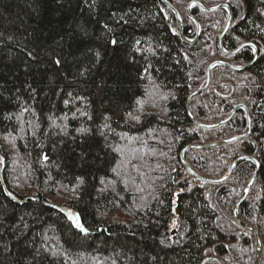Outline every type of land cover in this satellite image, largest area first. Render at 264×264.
Wrapping results in <instances>:
<instances>
[{
    "label": "trees",
    "instance_id": "16d2710c",
    "mask_svg": "<svg viewBox=\"0 0 264 264\" xmlns=\"http://www.w3.org/2000/svg\"><path fill=\"white\" fill-rule=\"evenodd\" d=\"M169 1L189 41L161 0H0V264H254L256 237L233 210L255 163L210 184L181 161L189 144L247 133L243 109L219 128L197 127L187 99L212 61L247 65L254 49L224 55L228 11L198 5L192 42L191 0ZM198 1L230 5L227 51L252 42L259 53L245 71L213 68L190 105L214 123L246 104L249 135L185 159L211 178L242 155L259 161L240 217L258 231L264 264V0Z\"/></svg>",
    "mask_w": 264,
    "mask_h": 264
},
{
    "label": "water",
    "instance_id": "95a60500",
    "mask_svg": "<svg viewBox=\"0 0 264 264\" xmlns=\"http://www.w3.org/2000/svg\"><path fill=\"white\" fill-rule=\"evenodd\" d=\"M164 4H166L172 11L173 13L176 15L177 19H178V22L180 24V36L183 40L185 41H189L187 40V38L185 37L184 35V30H185V21L183 19V16L181 14V12L174 6V4L169 1V0H161ZM193 5H199L204 11L206 12H216L218 11L220 8H226L227 11H228V18H227V21H226V25L220 35V39H219V49L220 51L226 55V56H234L236 55L238 52H240L242 49L244 48H247V47H251L254 49V59L251 63L247 64V65H242V66H236V65H232L230 63H228L227 61L225 60H222V59H217V60H214L212 61L208 67H207V72H206V81H205V84L204 86H202L201 88H198L197 90L193 91L189 96H188V99H187V111H188V115L190 117V119L194 122V124L201 128V129H206V130H213V129H216V128H219L221 126H224L226 125L227 123H229L233 117L235 116V114L237 113V111L239 109H243L244 111H246V114H247V127H248V131L245 135H238V136H233V137H229V138H226V139H223V140H220V141H216V142H211V143H206V144H199V145H196V144H189L187 146L184 147V149L181 151V161L183 163V165L186 167L187 171L190 173V175H192L194 178H196L197 180L201 181V182H204V183H210V184H221L225 181H227L234 169L236 168V166L244 161V160H250V161H253L256 165V171L255 173L253 174L252 178L250 179V181L247 183V185L245 186L244 190L242 191L241 193V197L239 199V201L236 203L235 207H234V210H233V215H234V218L235 220L238 222V224L245 230H247L248 232L250 233H253L256 237V256H255V261H254V264H259V260H260V255H261V252H262V241H261V238L257 232L256 229H254L253 227H250L248 226L240 217V206L241 204L246 200L247 196L249 195L250 193V190L252 188V186L254 185L256 179H257V176H258V171H259V168H260V163L257 159L249 156V155H242L238 158H236L230 165L228 171L221 177H217V178H210V177H205L199 173H197L186 161L185 159V154L187 151L189 150H208V149H215V148H218L222 145H225V144H230V143H233V142H236L240 139H244L246 138L250 131H251V124H252V120H251V117H250V114H249V109L247 107L246 104L244 103H239L237 104L231 111V113L223 120H220V121H217V122H214V123H203L201 121H199L194 115L193 113L191 112V109H190V105H191V102L193 100V98L200 94L201 92H203L204 90H206L210 84V79H211V70L217 66H225L233 71H237V72H241V71H245L247 70L248 68H250L252 66V64L257 60L258 58V53H259V49L258 47L252 43V42H245L243 44H241L236 50L234 51H227L225 50L224 48V45H223V40H224V37L225 35L227 34L228 30L230 29V26H231V23H232V10L231 8L226 5V4H223V5H220V6H216V7H206L204 4L198 2V1H190L186 7V13L187 15L196 23L197 25V34H196V37L192 40L195 41L197 40L201 34H202V25L201 23L199 22V20L192 14L191 12V8ZM209 261H213L215 262L216 264H222L221 261L216 258V257H208V258H205L201 264H206L207 262Z\"/></svg>",
    "mask_w": 264,
    "mask_h": 264
},
{
    "label": "snow or ice",
    "instance_id": "6c2138e0",
    "mask_svg": "<svg viewBox=\"0 0 264 264\" xmlns=\"http://www.w3.org/2000/svg\"><path fill=\"white\" fill-rule=\"evenodd\" d=\"M112 43L115 44L116 41H112ZM55 63H56V64H59L60 61H59V60H56ZM81 131H84V130H81ZM81 183H82V181H81ZM10 195H11V194H10ZM68 216H69L70 219H72V220L74 221L75 226H76L77 228H79L81 231H84L85 233L87 232V229H85V228L83 227V225L80 223V221H79V216H78V215L73 216V215L69 212V213H68Z\"/></svg>",
    "mask_w": 264,
    "mask_h": 264
},
{
    "label": "rangeland",
    "instance_id": "374dc122",
    "mask_svg": "<svg viewBox=\"0 0 264 264\" xmlns=\"http://www.w3.org/2000/svg\"><path fill=\"white\" fill-rule=\"evenodd\" d=\"M202 28H203V27H202ZM3 165H4V161H3V158H2L1 155H0V167L2 168ZM240 197H241V196H240Z\"/></svg>",
    "mask_w": 264,
    "mask_h": 264
},
{
    "label": "bare ground",
    "instance_id": "6f19581e",
    "mask_svg": "<svg viewBox=\"0 0 264 264\" xmlns=\"http://www.w3.org/2000/svg\"><path fill=\"white\" fill-rule=\"evenodd\" d=\"M188 5V4H187ZM223 5V4H222ZM226 5H228V4H226ZM230 6V5H229ZM231 8V7H230ZM198 29V28H197ZM203 29V28H202ZM196 37V36H195ZM188 40V39H187ZM191 41L193 40V39H190ZM223 42H224V40H223ZM224 45V44H223ZM257 46V45H256ZM225 48V47H224ZM226 50V49H225ZM238 54V53H237ZM194 115V114H193ZM197 118V117H196ZM252 126V125H251ZM244 135V134H243ZM197 145V144H196ZM211 178V177H210ZM249 226V225H248ZM255 229V228H254ZM258 232V231H257ZM259 234V233H258ZM262 253V252H261ZM212 262V261H211ZM222 263V262H221Z\"/></svg>",
    "mask_w": 264,
    "mask_h": 264
},
{
    "label": "flooded vegetation",
    "instance_id": "af4514ba",
    "mask_svg": "<svg viewBox=\"0 0 264 264\" xmlns=\"http://www.w3.org/2000/svg\"><path fill=\"white\" fill-rule=\"evenodd\" d=\"M191 1H198V0H191ZM198 2H200V1H198ZM200 3H202V2H200ZM203 4V3H202ZM222 5V4H221ZM193 6H195V5H193ZM192 6V7H193ZM199 6V5H198ZM220 6V5H219ZM229 6V5H228ZM187 7V6H186ZM230 7V6H229ZM209 8H211V7H209ZM223 8V7H222ZM192 9V8H191ZM221 9V8H220ZM224 9H226V8H224ZM227 10V9H226Z\"/></svg>",
    "mask_w": 264,
    "mask_h": 264
}]
</instances>
